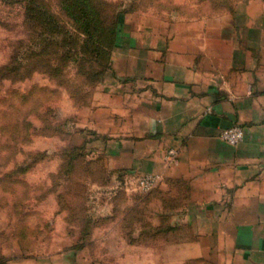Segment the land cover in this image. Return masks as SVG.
<instances>
[{
	"label": "crops",
	"instance_id": "obj_1",
	"mask_svg": "<svg viewBox=\"0 0 264 264\" xmlns=\"http://www.w3.org/2000/svg\"><path fill=\"white\" fill-rule=\"evenodd\" d=\"M110 59L74 134L100 159L106 233L165 264H264V0L140 7ZM232 125L234 146L219 139ZM144 173L161 176L145 193Z\"/></svg>",
	"mask_w": 264,
	"mask_h": 264
},
{
	"label": "rangeland",
	"instance_id": "obj_2",
	"mask_svg": "<svg viewBox=\"0 0 264 264\" xmlns=\"http://www.w3.org/2000/svg\"><path fill=\"white\" fill-rule=\"evenodd\" d=\"M74 2L0 0V261L165 264L106 233L116 220L103 218L105 189L90 183L100 159L74 138L109 72L115 26L148 0H85L86 19Z\"/></svg>",
	"mask_w": 264,
	"mask_h": 264
},
{
	"label": "built area",
	"instance_id": "obj_3",
	"mask_svg": "<svg viewBox=\"0 0 264 264\" xmlns=\"http://www.w3.org/2000/svg\"><path fill=\"white\" fill-rule=\"evenodd\" d=\"M219 139L228 145H237L242 139L241 127L232 125L222 129L219 132ZM164 161L167 164L177 162V151L174 148H168L164 153ZM161 176L154 173H144L136 178V187L140 192H148L153 189L160 181Z\"/></svg>",
	"mask_w": 264,
	"mask_h": 264
},
{
	"label": "trees",
	"instance_id": "obj_4",
	"mask_svg": "<svg viewBox=\"0 0 264 264\" xmlns=\"http://www.w3.org/2000/svg\"><path fill=\"white\" fill-rule=\"evenodd\" d=\"M84 1L85 0H75L74 8L76 9V11H80V16L83 17V19H86L85 11L83 10L82 7H80V4H82ZM161 1H159V0H148V3L143 2V3H140V5L138 4L139 6L134 7V10H137L140 7H147V6H153V7L159 8L160 5H163V4L165 7H169L172 4V3L170 4L168 1H165V0H164L165 2H163V1L161 2ZM81 14H83V15H81ZM118 23H119V21H118ZM87 26H88V24H85V22H84L83 29L85 31L87 30ZM115 28L118 29V25H117V27L115 26ZM116 29H114V33H113L114 38L116 37V34H117ZM88 217L90 218V216H88ZM0 264H6V263L3 261H0Z\"/></svg>",
	"mask_w": 264,
	"mask_h": 264
}]
</instances>
